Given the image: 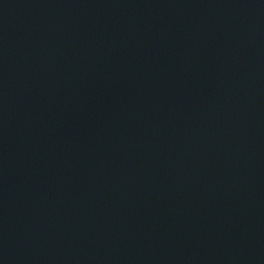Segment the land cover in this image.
Wrapping results in <instances>:
<instances>
[{
  "label": "water",
  "instance_id": "obj_1",
  "mask_svg": "<svg viewBox=\"0 0 264 264\" xmlns=\"http://www.w3.org/2000/svg\"><path fill=\"white\" fill-rule=\"evenodd\" d=\"M0 264H264V0H0Z\"/></svg>",
  "mask_w": 264,
  "mask_h": 264
}]
</instances>
